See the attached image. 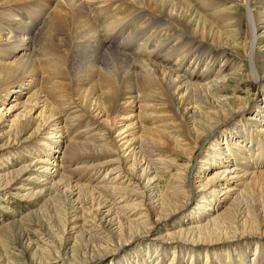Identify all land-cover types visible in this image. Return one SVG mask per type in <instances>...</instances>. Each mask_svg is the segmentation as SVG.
<instances>
[{
  "label": "bare ground",
  "instance_id": "6f19581e",
  "mask_svg": "<svg viewBox=\"0 0 264 264\" xmlns=\"http://www.w3.org/2000/svg\"><path fill=\"white\" fill-rule=\"evenodd\" d=\"M27 1L31 0H0L2 148L11 149L22 140L40 141H34L33 150L43 159H35V167L48 172L52 164L57 174L45 175V184L31 197L43 194L46 198L52 190L58 203L52 205L53 200H47V211L50 205L55 206L60 216L71 204L77 212L73 219L81 221L86 216L80 205L84 196L97 199L98 189L89 190L92 181L86 188L75 177L79 172L87 173L88 162L82 168L74 167L77 158L70 159L71 151L75 143H81L76 141L77 134H72L78 129L71 131L70 126L84 124L87 130L96 126L100 139L97 150L100 155L115 157L117 165L112 171L120 169L118 175L126 180L120 183L125 184L123 188L117 184L112 192L128 195L126 200L120 195L124 203L119 206L101 200L100 195L96 221L92 222L99 231L92 235L80 227L77 239L84 248H70L52 259L61 264H98L131 243L138 241L142 246L145 241L174 249L170 264H250L251 260L264 264V57L259 59L264 51L260 33L264 31V0H121L128 5L125 8L115 4L118 0ZM238 1L244 10L241 13L234 12ZM99 3L104 5L97 7ZM111 7L107 16L102 15ZM101 15L102 20H98ZM132 16L138 18L135 26L127 24ZM246 21L250 41L243 45L240 33ZM126 25L130 27L127 30ZM43 28L42 48H38L36 38ZM215 46L221 50L218 60L212 55ZM241 47L250 49L251 74L262 85L249 99L235 93L232 98L221 94L230 77L241 76L242 69H233L226 57ZM191 56L192 63L187 64ZM258 60L263 62L258 64ZM68 61L74 62L78 77L77 99L69 96L67 89ZM8 102L11 106L5 108ZM19 109L17 117L3 123L5 114L11 116ZM74 114L79 118L71 120ZM64 134L67 136L61 140ZM86 134L81 132V136ZM40 143L49 150L41 151L37 147ZM176 152L187 157L186 165H178L172 156ZM106 162L96 165L100 171ZM164 166L171 173L173 168L180 172L173 175L178 186L173 193L157 195L153 182L160 176L158 167ZM192 168L198 170L193 182L196 187L187 182ZM27 170L24 167L0 175V184L9 185ZM119 176L113 182H118ZM158 196L160 200L153 203ZM189 196L202 200L203 207L197 211L201 215L206 210L202 219L183 217L190 202L182 200ZM228 204L225 214L218 213ZM231 210L233 220L229 218ZM174 215L181 218L176 220L183 228L179 237L155 236L161 221ZM22 239L24 246L32 249L26 234ZM106 243L114 248L108 249ZM145 250L148 247L141 251ZM161 250L156 251L151 264H168ZM148 255L138 254L136 261L126 263L148 264Z\"/></svg>",
  "mask_w": 264,
  "mask_h": 264
},
{
  "label": "rangeland",
  "instance_id": "374dc122",
  "mask_svg": "<svg viewBox=\"0 0 264 264\" xmlns=\"http://www.w3.org/2000/svg\"><path fill=\"white\" fill-rule=\"evenodd\" d=\"M31 1H33V0H31ZM31 1H27V3L31 2ZM34 1H36V0H34ZM57 1H62V0H57ZM83 1L85 2L86 0H83ZM238 2L239 3H237V4L238 5L240 4V5L239 6L237 4L235 5L234 12L241 13L244 10H243V7H242V4L240 3V1H238ZM99 4H97L98 5L97 7L104 5V3L103 4L101 3L100 5ZM115 4H117L119 7L122 6L124 8L128 6V5H126V3L123 4V1H121V0H118V2L116 1ZM14 5H16V4H14ZM58 5H62V4H58ZM117 5H115V6H117ZM124 5H126V6H124ZM112 9L113 8L111 7V8H109V10L108 9H106V11L103 10L102 13H104V14H102V13L101 14L107 16L106 13L109 14V12L112 11ZM131 9L134 10L135 8L133 7ZM102 15L98 20H102V17H103ZM159 17H162V16H159ZM135 18H136V16H132L131 19L129 20V23H127V24L135 26V24H136L135 21L138 20V18H136V19ZM148 18H149V16L146 17V19H148ZM244 23H245L244 31H242L240 33L243 45L245 44V42L249 43V41H250V35H249L250 33H249V28L247 26L248 25L247 21ZM134 26L132 28H134ZM127 28H130V27L128 25H126L125 29L127 30ZM44 32H45V29L43 28L42 31L40 32V34L36 38V45L38 48H42L40 46V43H41V38L43 37ZM262 32H263L262 35L264 36V31H261L260 33H262ZM126 33H127V31H126ZM71 42H73V40H71ZM116 42L117 41L114 42V40H112V43H116ZM111 47L118 48L115 45H112ZM244 47H241L240 50H238V51H229L228 50L229 54L226 56L228 60L230 58L229 63H231V66L233 67V69H242L240 77H230L229 80L226 82V85L222 88L221 94L225 95V96H229L230 98H232L231 97L232 93H235L236 94L235 96H238V97H243V98H247V99L253 98L255 96L256 92L260 89L259 87L262 86L258 82V79L251 74L252 65H251V61L249 60V56H248V54L250 53V49L248 51V49H246ZM220 53H221L220 48L215 46L213 49V52H212L213 59L218 60ZM261 53L262 54H259V57H260L259 59L264 57V51H261ZM126 54L128 55L129 53H126ZM143 58L148 59V57H146V56ZM191 58H193V57L191 56L189 58V60ZM130 59H132V58H130ZM232 59H234V60H232ZM71 60H72V58H70V61ZM152 60H155V58H153ZM189 60H186V61H188L187 64H189V62L192 63V59L190 61ZM70 61H68L69 67L67 68V73H66V75H69V76H66V78H68V80H70L69 81L70 84L67 83V86H69L67 89L70 92L69 96H71V97L74 96L75 98L74 97L73 98L77 99V96L74 95V93H75L74 90L77 87V83H75V82H77L78 77L76 75L77 73L74 70V67L72 66V63L74 64V62L71 63ZM155 61H157V60H155ZM233 61H235V64ZM262 62H263V60H258V64H261ZM187 64L185 63V65H187ZM219 66H220V64L218 63L216 66V69H218ZM70 77H72V78H70ZM71 81H73V82H71ZM261 83H264V79L261 81ZM70 85H71V87H70ZM246 93H250L249 97H247L248 95H245ZM43 96L45 97V99L48 98L46 93L43 94ZM10 101H12V100H10ZM10 106H11V103L8 102V104L6 105L5 108H9ZM3 110H4V108H3ZM79 110L80 109H78V111ZM167 110L169 111V109H167ZM20 111H21V109L14 112L12 114L13 116L5 114L6 119L3 120V123L7 122V119L11 120L14 117H17ZM70 113H72V112H70ZM71 117L72 118L73 117L79 118V115L74 114L73 116H70V118ZM72 118H71V120H72ZM85 121L86 120H84L83 122H85ZM79 122H82V121H78V123ZM76 123H77V121H76ZM82 125H83L84 129L83 128L79 129V127H82ZM82 125L79 126V125L73 124L70 126L71 131L78 129L79 132H74L72 134L74 136L77 134L75 136V137H77L76 141L78 140L81 143V144H77V143L74 144L76 147L75 148L73 147V149L71 151L73 155H72V157L70 156V159L71 158H73V159L77 158L76 163H74L75 164L74 167L78 166V168H80V167L82 168V166H84L86 164L85 162H88L86 164V166L88 167L86 174H84L83 172H79L80 175L75 174L76 179H78V178L80 179V181L78 183L79 184H85L84 186L87 188V182L92 181L91 184H93V185H92V187H88V189L90 188L89 190H94V187H97V188H95V190L98 189V191L100 189H103V190H100L99 192L94 190L96 192V193L94 192L96 194V196H95V194H94V196L97 197V199H99L100 195H101V198H100L101 200H104V201L111 200L112 202H115L117 204L116 206H119V204L123 205L124 202L122 200H120L119 197H120V195L124 196L123 200H126V199H128V195L125 192H123V193L117 192V194L115 191L112 192V188L114 186H116L117 184L119 185L122 182L123 183L126 182L125 178H123V175L122 176L118 175L120 173L119 172L120 169L112 171L117 165L116 162L114 164V161H113V158H115V157L113 155H110V154L109 155H104V154L100 155L101 151L97 150L100 148L99 144L97 142L98 140H100V139L97 140V138H98L97 132L99 129H97L96 126L88 127L89 130H87V129H85L87 127L86 126L84 127V124H82ZM84 131L87 132V134L85 136H81V132H84ZM3 132L6 133L8 131H3ZM66 134H64V136H62L61 140H63L64 137H66L68 135V134L67 135ZM72 134L69 136V139L71 136H73ZM110 134L107 133V136L108 137L111 136ZM34 141L36 143L40 142V141H36V140L30 141V142L22 140V141H19L20 143H16L14 145V147L11 149L2 148V146L4 145L3 144L4 140H3V142H2V140L0 142V175L8 173V172L20 171L24 167L29 168V170H27V172H25L23 175H20L19 178L15 179L14 181L12 180V183H10L9 185L0 184V186L2 185L0 187V264H61L62 262L58 263V261L55 262L53 260L57 257V255L59 253H61L63 251L67 252L70 248H73V247L74 248L75 247H83L84 248L83 244L81 243L82 240H78V239H80V236H79V231L81 230L80 227H85V229L89 230V232H91L92 235H94L97 231H99V228H97L96 225H92V222L96 221L95 217H94V216H96L95 210L98 207V202L100 201V199L97 200L96 198H93L92 196H90V194H88V196H84L83 200L81 199L82 202L80 205L83 206L84 211L86 212L85 213L86 216L84 217L85 220L80 221L78 219H76V220L73 219L74 215L77 214V212L76 213L74 212L71 204H68V206L66 204L68 210L63 209L61 211V213H63V215H60V216H59L60 210L58 209V206H57V209L59 211H57V213H55L56 212L55 206H51V205L48 208L49 211H47V209H46L47 200H53L52 205H56V201H57V198L54 197L55 192L52 190L49 192L48 197H46V198H43L44 197L43 194L36 195L35 197H31V195H33V194H31L32 192L37 193L41 189L39 186L45 184L44 183L45 181H43V180H45V178H47V177H45V175H47L49 178V177L55 176L57 174V173H55L57 168L55 167V165H52V164L48 165L49 168L51 169L48 172H44V169H40V167H35V165H36L35 159L39 160V159H43V157H41L42 154L37 153L38 151L33 150V148H34L33 144H35ZM25 142H27V143H25ZM37 147L40 148L41 151L42 150H44V151L49 150V147L47 145L45 146V144L44 145H41V143L37 144ZM73 150H74V152H73ZM55 151H56V149H55ZM52 152H53V150H52ZM116 155H117V153H116ZM172 156H175L177 158L176 161H178L179 166L186 165V163H187V157L186 156H182L178 152L173 153ZM85 157H91L90 161L83 160ZM98 157H101L100 160L97 159ZM109 160L113 161V163H109L110 162ZM106 161L107 162L109 161V162L107 163ZM78 162H79V164H77ZM102 162H106V164L102 165L103 168H102V171H100L101 167L100 166L98 167L96 165L101 164ZM95 166H96V168H95ZM158 168L161 169L159 171L160 176L158 178L154 179V182H153L156 184V188L158 190L157 195L167 193V192L169 193V191H171L172 193L175 192L178 185H175L177 183V178L173 175H176L180 172L177 171V168H173L172 173L170 172V170L165 169V166L164 167H158ZM123 172H125L124 169H123ZM197 172H198V170L192 168V170H191L192 175H190V178L187 180L188 185L196 187L193 184V182L195 180L194 177H195ZM77 175H79V176H77ZM117 176H119L117 179L118 182H113V181H115L114 178ZM99 181H101V184ZM102 181L104 183H102ZM72 182H73V184L77 185V183H74L75 182L74 180ZM23 183L25 184L24 187H23ZM105 183H107V184L109 183L112 187L110 185H108L109 188L107 186L104 187L103 185ZM120 186H122V187H117V188H123V186H125V184L124 185L120 184ZM105 188H106V190H105ZM140 190H144V189L140 188ZM113 193L115 194L114 195L115 197L112 195ZM111 196L113 197L112 199H111ZM131 198H134V196L132 195L129 199H131ZM92 199L93 200L95 199V200L93 201ZM63 200H66V199L64 198ZM158 200H160L159 196L157 197V199H153L152 202L154 203V202H157ZM111 201H108V202H110L109 203L110 205H111ZM182 201L190 202L189 208L187 210L185 209L186 213L184 214V212H183V214H184L183 217L189 216V219H194L196 217H199L200 219L203 218V216L205 214L204 211L206 212V210L203 209L201 215L197 213L198 208L203 207L202 200L200 199V197H196V198L192 197L191 198L189 196L186 200H182ZM200 201H201V203H200ZM57 203H58V201H57ZM219 203H220V201H219ZM229 204L225 205V207L221 211H219L218 213L225 214L224 211L229 206ZM63 206H65L64 203H63ZM66 206H65V208H66ZM197 206H200V207H197ZM52 207H53V209H52ZM213 207H215V206H213ZM61 208H62V206H61ZM193 209H197V210L193 211ZM232 211L233 210L230 211L232 217H231V215L229 217L231 220L234 219V214H232ZM213 214H214V212H213ZM79 216H81V215L78 214V217ZM66 218L69 219V222H67V223L65 220ZM90 218H91V220H90ZM180 219H179V217L174 215V216L169 217L165 220H162L161 221L162 228L160 226V228L155 231V236L167 237L170 235L173 238H178L179 234H180L179 230H183V228L179 227V224L177 222ZM86 220L88 223H86V225H85L84 223ZM71 221H73V223H74L73 225L70 224ZM193 222H195V221H193ZM198 223H200V222H198ZM202 224L205 225L206 222L204 221ZM74 226H75V230L72 229ZM194 226H197V225H194ZM204 233H205V231H204ZM240 233H241V231H240ZM23 234L24 235L26 234L29 237L30 240L28 241L27 244L29 245V243H31L32 249H27L25 247L26 245L24 246V240L22 239ZM20 236H21V238H20ZM70 237H72V239L67 241V239ZM63 239L66 241H64ZM160 241H162V240H160ZM171 242L167 241V243H171ZM213 242H216V241H213ZM206 243H208V241ZM253 243L255 244L256 241H254ZM138 244H139L138 241H137V243L136 242L131 243V245L126 248V250L124 249L122 252H120L118 255H116L114 257L106 258L105 260H103L101 263H98V264H127L126 263L127 260L130 259V262L136 261L138 254L140 256L142 255L144 257V255H146L147 253L151 254L150 256L148 255L150 258L147 257V260L149 261L148 264H151V262L154 260V255H156L155 254L156 251L160 250V248L162 249L161 253L165 252V254H166L165 263L170 264V262H171L170 259H174V258H172V255H171V253L174 251V249H167V247H164V246L160 247V246H158V243H155V244L150 243L149 245H147L145 241H144V244L142 246H139ZM111 246H112V244H108V243L105 244V247H108V249H110ZM147 247H148V251L145 250L146 252L143 253V251H141V250L146 249ZM255 247H256V245L252 246V249H255ZM113 248L114 247H111V249H113ZM165 248H166V250H165ZM82 249H80V250L82 251ZM80 250H78V251H80ZM81 251L79 253H81ZM77 253L78 252H75L74 254L76 255ZM185 254H183V255H185ZM71 256L72 255H69V259L72 258ZM81 257H82V255H80V259H81ZM177 257H175V258L177 259ZM183 257L185 258V256H183ZM200 258L203 260V256H201ZM112 260H114V261H112ZM250 264H253L252 260L250 261Z\"/></svg>",
  "mask_w": 264,
  "mask_h": 264
}]
</instances>
